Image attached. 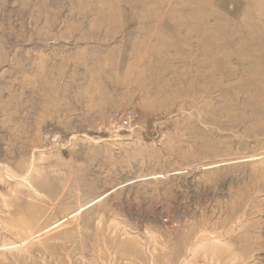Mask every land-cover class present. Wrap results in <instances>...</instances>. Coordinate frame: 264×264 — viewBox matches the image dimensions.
Wrapping results in <instances>:
<instances>
[{"label":"rangeland","instance_id":"1","mask_svg":"<svg viewBox=\"0 0 264 264\" xmlns=\"http://www.w3.org/2000/svg\"><path fill=\"white\" fill-rule=\"evenodd\" d=\"M0 264H264V0H0Z\"/></svg>","mask_w":264,"mask_h":264},{"label":"bare ground","instance_id":"2","mask_svg":"<svg viewBox=\"0 0 264 264\" xmlns=\"http://www.w3.org/2000/svg\"><path fill=\"white\" fill-rule=\"evenodd\" d=\"M162 1H163V0H162ZM168 1H169V0H168ZM184 1H185V0H184ZM192 1H193V0H192ZM166 2H167V1H166ZM187 2H188V1H187ZM194 2H195V1H194ZM155 3H156V2H155ZM155 3H154V4H155ZM180 3L183 4L184 2L180 1ZM154 4H153V5H154ZM160 5H161V4H160ZM179 5H180V4H179ZM194 6H195V5H194ZM146 9H147V8H146ZM165 9H166V8H165ZM169 10H170V8H169ZM169 10H168V11H169ZM178 12H179V11H178ZM154 15H155V14H154ZM175 18H176V16H175ZM199 19H200V18H199ZM170 20H171V19H170ZM172 20H173V19H172ZM173 21H174V20H173ZM196 22H197V21H196ZM200 22H201V21H200ZM200 22H198V24H197V26H196L195 28H198V27L202 28L201 26H204V23H202V22L200 23ZM177 23H178V27H177V29H176V32H177L178 30L181 29V27H180V25H179V24H180V21L177 20ZM223 24H224V23H223ZM208 25H210V24H208ZM220 25H221V24H220ZM206 26H207V25H206ZM210 26H211V25H210ZM221 27H222V25H221ZM183 32H184V31H183ZM219 54H220V53H219Z\"/></svg>","mask_w":264,"mask_h":264}]
</instances>
